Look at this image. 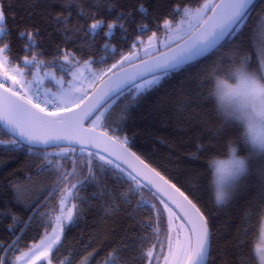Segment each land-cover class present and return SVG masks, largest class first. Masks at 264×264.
Instances as JSON below:
<instances>
[{"label":"trees","instance_id":"1","mask_svg":"<svg viewBox=\"0 0 264 264\" xmlns=\"http://www.w3.org/2000/svg\"><path fill=\"white\" fill-rule=\"evenodd\" d=\"M2 3L10 29V35L4 37L3 43L11 45V53L7 54L13 64L23 66L21 61L29 55L23 50L27 39L18 38L19 32L28 31L39 33L35 37L38 47H33L31 54L42 52L40 59L51 61L58 58L60 50L72 51L78 58L106 60L107 63L95 66L104 69L118 61L120 54L130 50L142 25L150 29L141 37L145 40L152 32L160 34L163 31L162 28L158 30L157 25L171 19L170 13L176 5L181 8L199 6L195 0H76L74 3H66V0H2ZM140 3L148 8L147 15L137 10ZM81 10L84 15L79 14ZM121 13L124 18L119 22L126 24V32L117 28L112 36L106 37L107 23L115 21ZM57 17H67L68 23H58ZM95 19H103L105 28L90 34L87 30ZM262 25L264 0H256L244 24L222 42L218 51L214 50L205 58L163 77L158 85L137 97V102L128 109L127 118L121 121L118 119L120 106L130 95L129 88L115 99L109 116L113 121L109 129L111 135L114 133L121 139L127 137L128 146L139 157L185 194L195 192L200 199L198 206L206 204L211 210L213 244L210 264H260L256 244L264 220V208L252 211L249 207L256 202L258 188L249 187L244 195L227 206L217 207L209 184L212 178L209 162L213 157L227 156V142L221 139L215 147H201L199 150L197 145L208 144L210 133L206 129L215 130L221 122L216 101L209 94L214 74H218L220 68L228 67L227 58L235 47H250L253 30L258 31ZM106 42L110 45L107 49L104 47ZM113 46L118 49L115 54ZM178 110L183 115H177ZM231 131L234 138L237 131L241 132V126L234 123ZM10 138V135L0 133V140ZM193 154L198 158H193ZM76 155L79 159V148ZM53 159L63 165L61 171L74 169L75 177L59 183L55 171L37 174L42 163L38 157L24 151H4L0 146V247L7 248L25 229L19 243L8 253L7 258L12 262L19 253L53 229V206L60 193L68 184L84 178L80 174L82 160L73 165L71 160ZM83 159L87 156L84 155ZM126 177L127 172L121 175L116 170H110L107 175L99 174L102 187L106 186L113 196L93 198L100 189L91 183L78 192L87 203L76 199L75 193L71 195V203L80 208L79 219L75 224L66 225L62 244L51 255L53 264H60L65 258L71 264H82L89 253L92 256L88 264H105L114 249L119 250L118 264H148L147 259L142 258V252H147L158 241H162L165 248L167 212L151 190L131 189ZM58 183L60 190L46 203ZM13 185L20 188V200L16 198ZM123 196L129 197L128 202ZM141 202L155 204L160 210L159 216L147 207L138 208ZM106 203L113 207L106 211ZM146 224H151L152 228L144 227ZM142 237L147 239L141 245ZM131 240L137 242L135 246L129 244ZM125 245H128L127 250H123ZM159 248L157 244L156 251ZM4 254L0 251V256Z\"/></svg>","mask_w":264,"mask_h":264},{"label":"snow or ice","instance_id":"2","mask_svg":"<svg viewBox=\"0 0 264 264\" xmlns=\"http://www.w3.org/2000/svg\"><path fill=\"white\" fill-rule=\"evenodd\" d=\"M74 2L76 0H66V3ZM195 2L199 5L195 9L176 5L170 13L171 19H165L163 25H157L158 30L163 29L165 39L169 34L182 32L183 36L179 41L169 40L163 45L166 50L157 48L158 54L153 53L150 51L153 41L160 43V38L157 32H152L147 37L148 47H144L145 41L141 37L150 29L147 25H142L139 29L140 35L133 40L130 50L126 54H120L118 61L104 69L95 66L107 63L106 60L78 58L72 51L60 50L58 58L51 61L40 59L39 57L43 56L42 52L31 54L32 48L38 47L35 37L39 33L28 31L19 32L18 38L27 39L23 50L29 53L31 58L26 55L21 61L22 67L12 66L6 55L11 53V45L3 43L4 37L10 35V29L0 0V43L3 44L0 47V133L11 137L6 141L0 140V146L4 151H24L30 156L38 157L42 163L37 169V174L40 171H55L59 183L68 181L69 177H75L76 173L74 169L71 172L61 171L63 165L53 157L71 160L73 165L82 160L80 174L84 178L71 184L68 195L75 193V198L81 199L84 203H87V200L80 197L78 192L88 183L95 184L100 189L98 193L93 194V198L114 195L106 186L102 187L103 182L98 180L100 173L107 175L110 170H116L121 175L127 172L126 182H130L131 189H155L152 193L153 197L163 205V210L169 213L170 218L180 221L181 224L175 242L170 234L171 222L169 224L167 255L163 254L162 241H158L160 245L158 252L156 244L147 252H142V258H146L148 264H159L161 256L164 264H210L213 244V230L210 226L212 213L206 204L198 206L200 199L195 192L185 194L160 171L131 152L127 147V137L121 139L114 133L109 135L113 123L109 120V116L115 99L124 95L125 87H129L132 91L126 97V102L120 106L118 119L121 121L127 118L128 109L137 102V97L158 85L163 77L207 56L214 50L218 51L222 42L233 36L244 24L253 4V0H203V3L195 0ZM137 10L142 14H148V8L143 3L138 4ZM79 14L84 15V12L81 10ZM123 18L121 13L115 21L107 23V30L104 32L106 37L112 36L117 28L126 32V24L119 22ZM57 22L67 24L68 18L57 17ZM104 28L105 21L95 19L87 31L95 34ZM109 46L108 42L104 45L105 49ZM138 47L145 52V57L139 56ZM117 51L118 49L113 46V54ZM133 57L137 58L138 64L134 63ZM227 62L228 67L220 68L213 78L215 80L218 75L223 74L227 79L235 80V87L227 102L223 99L220 101L223 115L216 108L217 114L221 117L219 125L215 130L206 129L210 133V142L206 145H197V150L201 147L205 149L215 147L216 142L221 139L227 142V146L231 143L240 144L239 152L241 154L246 152L244 159L239 158L233 150L228 160H212L211 166L209 163V167L215 169V175L212 174L209 184L211 191L213 186L215 187L214 203L217 207L227 206L244 195L249 187L258 188L256 202L249 205L250 209L255 211L264 208V89L257 84V81H264V25L258 31L253 30L250 47H235ZM127 67H141L143 71L129 76L126 73ZM108 73H113V76L105 82V88L101 89L100 94L94 95L89 91L90 88L96 87L97 81H103V77ZM118 73H125V76L114 82L113 77ZM28 76L31 79L26 78ZM177 115L183 113L178 110ZM97 121L102 122L100 127L104 129L99 133L96 132ZM241 121L248 124L251 146L240 142L239 131L233 138L231 131L233 124L240 125ZM86 122L88 127L85 126ZM101 140L119 143L123 152L139 161L151 175L148 176L134 168L128 171L112 158L111 152L105 154L103 150L89 151L96 146L94 142ZM77 145L79 159L76 155ZM84 155L87 159H83ZM193 158L198 157L193 154ZM59 183L54 191L60 190ZM12 187L17 192V200H20L19 186ZM165 196L175 206V211L164 199ZM122 198L128 202L129 197ZM105 207L107 211L113 205L106 203ZM137 207H147L157 216L160 214L155 204L141 202ZM79 215L78 205H72V209H68L66 214L62 209L61 215L56 217V228L53 229L57 234L42 239L39 244L30 248L31 255L25 254L24 264H36V261L42 260L52 264L49 255L58 251L62 244L61 236L65 229V221L68 224H75ZM13 219L15 220V217ZM144 227L152 228V225L146 224ZM156 231L158 234L159 229ZM181 232L184 233L183 239L179 238ZM145 239L147 238H141V245ZM15 243L7 248L0 247V251L7 252L15 246ZM136 243L135 240L129 241L132 246ZM127 246L125 245L123 250H127ZM257 253L264 264V248H258ZM91 256L92 253H89L82 264H88ZM118 256L119 250L114 249L109 253L105 264H118ZM16 259L19 261L21 257ZM0 264H13V262L5 255L0 256ZM60 264H71V262L65 258Z\"/></svg>","mask_w":264,"mask_h":264},{"label":"rangeland","instance_id":"3","mask_svg":"<svg viewBox=\"0 0 264 264\" xmlns=\"http://www.w3.org/2000/svg\"><path fill=\"white\" fill-rule=\"evenodd\" d=\"M192 8V7H191ZM193 9H195V8H193ZM151 35V34H150ZM149 35V36H150ZM157 36L160 38V43H157L156 42V40H154L153 41V46H152V48L150 49V51L151 52H153V53H156L157 54V48H160V50H166V49H164V47H163V45L165 44V43H167L169 40H171V41H179L180 40V37L181 36H183V33L182 32H180V33H172V34H169V36H168V38L167 39H165L164 38V31H162L160 34H158L157 33ZM148 37V36H147ZM145 41V45H144V47H148V45H147V38L144 40ZM0 47H2V45H0ZM137 51H138V53H139V56L140 57H145V52L143 51V50H141L139 47H138V49H137ZM6 55H8L7 53H6ZM133 61H134V63L135 62H137L138 60H137V58L136 57H133ZM12 63V62H11ZM12 66H17V64H13L12 63ZM20 66V65H19ZM22 67V66H21ZM113 71H116V70H113ZM108 74H110V73H108ZM107 74V75H108ZM106 75V76H107ZM105 77V76H104ZM103 77V78H104ZM26 78H28V79H31V77L30 76H28V77H26ZM68 77H66V79H67ZM100 81H97V84L99 83ZM9 83H11V81H9ZM51 83V82H50ZM94 88H90L89 89V91H92ZM132 90L130 89V92H131ZM102 122L101 121H97V126H96V128L97 129H101V130H103V128H101L100 127V124H101ZM110 133V132H109ZM70 188H71V185H67L64 189H63V191L60 193V196H59V198H58V200H57V203H56V205L55 206H53L54 207V211H55V213H54V227H53V229L54 228H56V217L57 216H60L61 215V212H62V209H63V211H64V213L66 214V212H67V210L68 209H72V203H71V195H68V190H70ZM62 198L64 199V203L62 204ZM73 212L75 213V209H73ZM167 215H168V231H167V236H166V238L169 236V224H170V222H171V237H172V239H173V242H175V240L177 239V232L179 231V229H180V224H181V222L180 221H178V220H174V219H172V218H170V216H169V213H167ZM68 223L65 221V227H66V225H67ZM53 229L50 231V232H48L42 239H47V238H49V237H51V236H54V235H56L57 233H54L53 232ZM64 235H65V229H64V232H63V234H62V236H61V241L63 240V238H64ZM183 235H184V233L183 232H181L180 233V236H179V238L180 239H183ZM162 238V237H161ZM41 239V240H42ZM163 239V238H162ZM40 240V241H41ZM40 241H38V242H36V243H34V244H32L31 246H30V248H32L34 245H36V244H39L40 243ZM158 243H156V245H157ZM30 248H28V249H26V250H24L23 252H21V253H19L15 258H14V260H13V264H24V261H25V258H26V256H25V254H28V255H31V253H29V249ZM258 248H264V220H263V223H262V228H261V232H260V235H259V238H258V241H257V244H256V254H257V256H258V259H259V261H260V264H262V261H261V258H260V255L257 253V249ZM159 251V250H158ZM157 251V252H158ZM164 255H167V240H166V242H165V248H164V253H163ZM51 255L52 254H50L49 255V259H51ZM17 257H21V259L19 260V261H17ZM43 261H45V262H47L46 260H42V261H36V264H40L41 262H43ZM53 264V263H52ZM159 264H164V260H163V257L161 256V258H160V260H159Z\"/></svg>","mask_w":264,"mask_h":264},{"label":"water","instance_id":"4","mask_svg":"<svg viewBox=\"0 0 264 264\" xmlns=\"http://www.w3.org/2000/svg\"><path fill=\"white\" fill-rule=\"evenodd\" d=\"M255 1L256 0H253V4L255 3ZM252 4V5H253ZM252 5L250 6V8L252 7ZM164 51V50H163ZM212 53V52H211ZM211 53H209V54H211ZM158 54V53H157ZM208 54V55H209ZM207 55V56H208ZM206 57V56H205ZM205 57H202V58H200L199 60H201V59H203V58H205ZM199 60H197V61H199ZM194 62H196V61H194ZM194 62H192V63H194ZM136 64H138V61L137 62H135ZM191 64V63H190ZM189 65V64H188ZM186 66V65H185ZM140 71H143V69L141 68V67H127L126 68V73H127V75H132V74H134V73H136V72H140ZM115 72V71H114ZM110 76H113V73H110V74H108L107 76H105L104 78H103V81H100L97 85H96V87L91 91V92H93V94L95 95V94H100L101 93V89H104L105 88V82H107L108 81V78L110 77ZM125 76V73H118V75L117 76H115V77H113V81L115 82L117 79H120V78H123ZM129 89V87H125L124 88V92L126 91V90H128ZM85 126L86 127H88L89 125L87 124V122H86V124H85ZM101 131H103V130H101V129H97L96 128V132L97 133H99V132H101ZM109 135H111L110 133H109ZM95 144H96V146L95 147H92V148H90L89 149V151H92V152H96V151H101V150H103L104 152H105V154H107V152H111L112 153V158L113 159H115L118 163H121V166L122 167H124L125 169H127L128 171H131L133 168L134 169H137V170H140L142 173H146L148 176H150L151 174L150 173H148V171H147V169H144L143 168V165H141L140 164V162L139 161H137L134 157H132V156H130V155H127V154H125L124 152H123V150H122V147H121V145L119 144V143H111V142H108V141H106V140H101V141H99V142H94ZM127 147L130 149V151L131 152H134L128 145H127ZM77 148H79V146L77 145ZM135 153V152H134ZM137 155V154H136ZM138 156V155H137ZM141 158V157H140ZM142 159V158H141ZM143 160V159H142ZM145 161V160H144ZM145 163H147L146 161H145ZM147 164H149V163H147ZM150 165V164H149ZM151 167H153L152 165H150ZM154 168V167H153ZM162 174V173H161ZM163 175V174H162ZM146 182V181H145ZM152 192L153 191H155V189H152L151 190ZM182 191V190H181ZM58 191H53L52 193H51V195L46 199V203L51 199V197H53L56 193H57ZM177 196H178V194H177ZM164 199L166 200V201H168V197L167 196H165L164 197ZM168 203H169V206L170 207H172L173 208V210L175 211L176 209H175V206L174 205H172L171 204V201H168ZM36 213H34L33 215H32V217H31V219L33 218V216L35 215ZM30 219V220H31ZM29 223V222H28ZM28 223H27V225H28ZM26 225V226H27ZM26 228V227H25ZM25 230V229H24ZM23 230V231H24ZM23 231L19 234V236L13 241V242H16L15 243V246L19 243V241L21 240V237H22V235H23ZM13 242L10 244V245H13ZM14 246V247H15ZM14 247H12V248H10L7 252H5V254L3 255V256H8V253L14 248Z\"/></svg>","mask_w":264,"mask_h":264},{"label":"clouds","instance_id":"5","mask_svg":"<svg viewBox=\"0 0 264 264\" xmlns=\"http://www.w3.org/2000/svg\"><path fill=\"white\" fill-rule=\"evenodd\" d=\"M250 74V73H248ZM257 84L259 85L260 88L264 89V81H257ZM235 87V80H229L226 78L225 75L221 74L218 75L210 89V95L215 99L216 101V108L218 111H221L220 109V101L223 99L225 102H227L231 98V93L232 89ZM221 115H223V112L221 111ZM241 126V143H247L249 146H251V140L248 136V124L246 122H239ZM240 144L238 143H231L227 146V156L226 157H213L210 160V166H211V161L212 160H228L230 156L232 155L233 150L236 151L237 155L239 158L244 159L246 154H241L239 152ZM212 174L213 176L215 175V169H212ZM212 195L215 197L216 192H215V187L213 186L212 190Z\"/></svg>","mask_w":264,"mask_h":264}]
</instances>
